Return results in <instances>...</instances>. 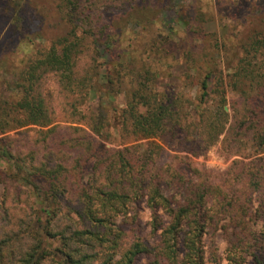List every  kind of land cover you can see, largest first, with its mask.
I'll use <instances>...</instances> for the list:
<instances>
[{"label":"trees","instance_id":"obj_1","mask_svg":"<svg viewBox=\"0 0 264 264\" xmlns=\"http://www.w3.org/2000/svg\"><path fill=\"white\" fill-rule=\"evenodd\" d=\"M237 4L230 7L235 14L244 15L237 21L240 29L236 35L242 53L234 72L228 75V87L223 86V80L222 85L219 83L223 97L229 89L242 98L241 102H234L241 103L234 115L223 106L209 111L204 103L216 86L211 88L212 72L200 81L199 103H190L189 108L158 103L152 96L160 91L153 90L142 71L137 75L126 63L113 66L116 60L110 34L95 38L96 32L82 33H93L92 44L109 66L104 63L105 67L99 69V64H93L85 73L77 71L81 62L77 55L80 40L84 39L78 35L77 25L70 35L78 41L65 44L70 37H62L37 61L55 72L69 94L85 100L96 93V81L105 87L103 92L112 95L127 76L139 79L132 100L114 114L111 103H100L97 109L85 112L69 103L71 115L66 121L71 123L67 126L55 123L53 116L44 117L38 103L17 104L28 112L26 124L53 125L48 133L55 136L60 127L65 132L59 145L44 154L49 158L34 164L16 157L14 177L24 187L18 194H26V206L22 207L26 216L20 215L21 225L15 236L0 238V264H205L209 227L221 215L229 216L231 224L224 227L228 228L222 250L225 255L219 257L211 251V261L264 264V188L260 189L259 180L264 179V155L258 156L264 154V119L259 123L257 107H261L256 103L264 95V0L254 4L260 23L245 12V7H235ZM73 14L69 19H74ZM67 110L62 108L60 112ZM115 132L121 141L118 147H109L107 143L114 141ZM194 133L199 138L189 139ZM164 134L175 139L185 134L178 143L185 141L186 148L200 149L201 153L223 134L225 140H234V153H238L241 142L252 134L248 140L255 151L248 157H257L248 163L236 160L229 170L230 180L244 183L242 192L232 188L225 191L220 184L209 182V176L189 157L175 156L180 159L177 168L172 164L159 166L156 157H160L164 147L157 139L164 140ZM241 135L244 138H238ZM63 142L68 147L62 146ZM52 155L57 156L56 160L50 159ZM5 156L14 159L9 151ZM256 189L260 190L259 204L255 212H250L254 195L251 192ZM144 200L151 211L152 233L130 238L123 226L130 220L138 221V212L133 215L131 211ZM3 216L10 221L9 212ZM121 218L126 223L119 222ZM250 221L256 224L253 226ZM246 229L248 234L243 232ZM142 257H147V261L142 262Z\"/></svg>","mask_w":264,"mask_h":264},{"label":"rangeland","instance_id":"obj_2","mask_svg":"<svg viewBox=\"0 0 264 264\" xmlns=\"http://www.w3.org/2000/svg\"><path fill=\"white\" fill-rule=\"evenodd\" d=\"M257 2L258 0H0V238L15 236L21 225L20 215L26 216V210L22 208L26 206V194H18V190L24 187L14 177L17 172L16 157L34 164L49 158L45 153L59 145L65 132L61 127L71 123L66 121L71 115L69 103H74L79 112L97 109L100 103H111V112L114 114L124 103L132 100V92L138 84V76L135 75L137 80L127 76L125 82L117 87L119 91L114 90L116 93L112 95L103 92L105 87L99 81L95 83L96 93L88 100L69 94L54 71L48 70L46 65L37 64L54 45L59 44L60 38L70 37L65 44L78 41L70 33L72 27L80 26L76 28L77 33L84 39L80 40L77 55L81 62L78 63L77 71L85 73L92 69L93 64H99V69L105 67L106 60L96 52L95 45L92 44L93 33L83 36V31L96 32L95 38L110 34L116 60L113 66L117 68L126 63L132 65L137 75L142 71L150 79L153 90L160 91L158 95L152 96L153 99L156 97L158 103H174V106L181 104L186 108L190 107V103H199L200 81L212 72L214 76L211 88L216 86L204 103H207L209 111L223 106L234 115L235 108L241 104L234 102H241L242 98L228 89L225 94L227 100H224L225 96L223 97L219 85L223 80V86L228 87V75L234 72L233 67L242 53L236 35L240 29L237 21L244 15L243 12L235 14L230 6L238 3L235 7H245V12L260 23V14L254 8ZM72 13L74 19H69ZM224 48L229 50L225 51ZM215 64L219 66H214ZM23 101L38 103L36 106L43 111L44 117H55V123L61 126L60 133L56 136L48 133L53 125L26 124L28 112L17 106ZM256 103H260L261 108L259 105L257 107V119L261 123L263 120L260 119H264V95L257 98ZM62 108H68L67 112H60ZM83 126L87 127V124ZM251 135L248 134L241 142L238 153H234L237 149L234 140H225V134L201 153L200 149L186 148L183 144L185 141L178 143L185 134L177 135L176 139L170 134H164V140L157 139L164 147L160 157H156L157 164H172L177 168V161L180 159L175 156L189 157L198 163L199 170L204 175L209 176V182L217 186L220 184L225 191L232 188L241 193L244 183L230 180L229 170L236 160L248 163L257 157H248L255 151L252 141L248 140L249 137L252 139ZM113 137L114 141L107 145L118 147L121 137L118 132ZM189 137L199 138V135L194 133ZM238 138L244 137L241 135ZM62 146L68 147L67 142H63ZM7 151L13 154V160L5 156ZM195 151L201 154L195 155ZM56 158L57 156L52 155L50 159ZM236 170L240 172L239 169ZM198 175L199 173L196 174L197 177ZM259 180L260 189H263L264 179L261 181L259 177ZM259 191L256 189L251 192L254 195L250 212H255L258 207ZM247 192L248 190L243 196ZM6 212H9L10 221L3 216ZM131 212L133 215L138 212V221L130 220L131 222L126 223L124 218L118 220L126 223L123 227L128 236H149L152 233L151 211L145 200L136 203ZM249 219L250 216L246 218L247 221ZM217 220L209 227L205 264H214L211 261V251H215L219 257L225 255L222 250L228 228L224 227L231 225L230 219L227 215H221ZM250 223L256 224L253 221ZM243 232L249 233L247 229ZM147 259L141 258L142 262Z\"/></svg>","mask_w":264,"mask_h":264}]
</instances>
